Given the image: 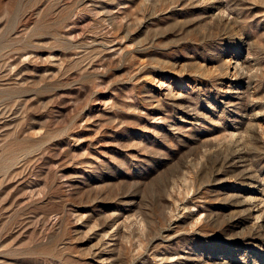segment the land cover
<instances>
[{
    "label": "rangeland",
    "instance_id": "rangeland-1",
    "mask_svg": "<svg viewBox=\"0 0 264 264\" xmlns=\"http://www.w3.org/2000/svg\"><path fill=\"white\" fill-rule=\"evenodd\" d=\"M0 264H264V0H0Z\"/></svg>",
    "mask_w": 264,
    "mask_h": 264
}]
</instances>
